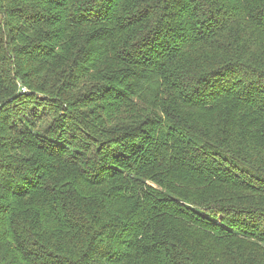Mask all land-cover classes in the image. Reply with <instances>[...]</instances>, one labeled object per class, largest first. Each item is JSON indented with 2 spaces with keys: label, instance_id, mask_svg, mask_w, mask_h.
Returning a JSON list of instances; mask_svg holds the SVG:
<instances>
[{
  "label": "trees",
  "instance_id": "obj_1",
  "mask_svg": "<svg viewBox=\"0 0 264 264\" xmlns=\"http://www.w3.org/2000/svg\"><path fill=\"white\" fill-rule=\"evenodd\" d=\"M0 264H264V0H0Z\"/></svg>",
  "mask_w": 264,
  "mask_h": 264
}]
</instances>
